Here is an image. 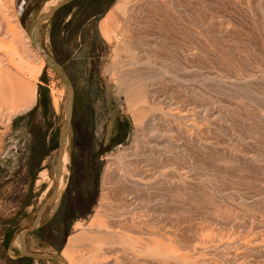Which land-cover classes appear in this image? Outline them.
<instances>
[{
    "label": "rangeland",
    "instance_id": "rangeland-1",
    "mask_svg": "<svg viewBox=\"0 0 264 264\" xmlns=\"http://www.w3.org/2000/svg\"><path fill=\"white\" fill-rule=\"evenodd\" d=\"M57 1L0 0V264H64L17 244L56 189L26 236L31 255L264 264V0H74L57 12L41 45L76 99L59 184L67 91L31 36Z\"/></svg>",
    "mask_w": 264,
    "mask_h": 264
},
{
    "label": "water",
    "instance_id": "water-1",
    "mask_svg": "<svg viewBox=\"0 0 264 264\" xmlns=\"http://www.w3.org/2000/svg\"><path fill=\"white\" fill-rule=\"evenodd\" d=\"M74 0H59L57 1L55 4L51 5L50 7H48L47 9H45V11H43L37 18H36V23L35 26L31 32V36H32V42H33V46L34 49L40 53V55L44 58V60L46 61V63L53 68L57 74L60 76L61 80L63 81V83H65L66 86V91H67V103L65 106V115H66V121H65V125L62 128V133H61V137H60V142H59V150H58V154L56 157V180L57 183L59 184V178L60 175L62 174V169H63V156L66 153V145L69 139V135H70V129H71V125H72V119H73V110H74V105H75V88L73 86L72 83H70L63 71V68L58 64V62L53 58L50 57L46 52H44V50L42 49V45H41V30L44 26V24L48 21H50V19L60 10H62L63 8L67 7V5L71 4V2H73ZM57 189L56 191L53 192L52 197L50 199H48L46 201V203L40 208L39 214L37 216V219L35 220L33 226L30 227V229L26 230L24 233H22L19 237H18V244L19 247L22 250L23 256L24 257H28L31 258L33 260L36 261H59L65 264V260L62 259L59 256H53V255H41V256H37V255H31L30 253L27 252V247L25 244V239L26 236L29 233H32L34 231L37 230V225L40 222L41 217L45 214L46 209L54 204V202L56 201L57 198Z\"/></svg>",
    "mask_w": 264,
    "mask_h": 264
},
{
    "label": "bare ground",
    "instance_id": "bare-ground-1",
    "mask_svg": "<svg viewBox=\"0 0 264 264\" xmlns=\"http://www.w3.org/2000/svg\"><path fill=\"white\" fill-rule=\"evenodd\" d=\"M119 7H121V6H119ZM116 8V7H115ZM119 9V8H118ZM120 10V9H119ZM118 10V11H119ZM101 28H102V31H103V34H105V39H110V35L106 32V29H107V19L105 18L102 22H101ZM33 70V69H32ZM42 70V69H41ZM40 70V71H41ZM36 72V71H35ZM37 73V72H36ZM36 73H34V74H36ZM41 72H39V74H40ZM2 74V73H1ZM38 75V74H37ZM63 96L65 95V92L63 91L62 93H61ZM67 162H68V155H67V153H65L64 154V156H63V169H62V173H63V171L65 172L66 171V165H67ZM62 177V174L60 175V178ZM61 180V179H60ZM47 195V194H46ZM58 206V205H57ZM54 208V207H53ZM52 208V209H53ZM57 209V208H56ZM90 226V225H89ZM92 226V225H91ZM81 229V228H83V227H81V224H78L77 223V226H76V229ZM17 244H18V240H17ZM20 245V244H19ZM62 259H64L65 260V264H71L70 263V259H68V255H67V253L64 251L63 253H62Z\"/></svg>",
    "mask_w": 264,
    "mask_h": 264
},
{
    "label": "trees",
    "instance_id": "trees-1",
    "mask_svg": "<svg viewBox=\"0 0 264 264\" xmlns=\"http://www.w3.org/2000/svg\"><path fill=\"white\" fill-rule=\"evenodd\" d=\"M42 90H43V87L40 88V92H42Z\"/></svg>",
    "mask_w": 264,
    "mask_h": 264
}]
</instances>
